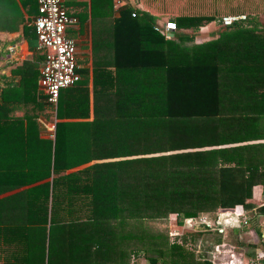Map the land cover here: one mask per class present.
<instances>
[{
	"label": "trees",
	"instance_id": "trees-1",
	"mask_svg": "<svg viewBox=\"0 0 264 264\" xmlns=\"http://www.w3.org/2000/svg\"><path fill=\"white\" fill-rule=\"evenodd\" d=\"M164 8L176 25L171 36L148 13L131 16L127 4L117 17L99 16L91 6L92 21L111 23L105 43L91 45L94 52L107 49L103 60L91 63L92 118L85 120L87 89L74 86L84 72L77 68L78 81L49 105L55 120L44 152L20 158L15 140L0 142V264H43L45 255L47 264H67V248L79 247L74 259L107 264L113 252L105 240L113 228L104 224L168 213L186 230L169 244L161 234L150 235L160 248L151 264H220L196 259L185 244L224 226L220 210L251 207L252 187L264 186V26L243 25L264 13V0H168ZM19 13L3 16L9 24L23 21V34H33ZM241 13L243 22L196 42L201 25ZM42 56L32 53L16 66L20 100L33 92L28 87L35 90ZM44 100L35 105L41 113ZM1 121L0 141L7 133ZM248 228L258 238L241 241ZM231 236L246 258L264 251V202ZM135 238L129 232L119 237ZM222 241L216 237L209 251ZM130 252L120 251L116 264L129 262Z\"/></svg>",
	"mask_w": 264,
	"mask_h": 264
},
{
	"label": "crops",
	"instance_id": "crops-1",
	"mask_svg": "<svg viewBox=\"0 0 264 264\" xmlns=\"http://www.w3.org/2000/svg\"><path fill=\"white\" fill-rule=\"evenodd\" d=\"M163 1L166 4L168 2V0H122L120 7L127 4L131 6L135 12L138 10L140 13H148L150 16L154 17V23H156L157 27L161 28L163 21L169 19V15H171L165 10L164 7L166 4L163 3ZM62 3L66 10L77 19V24L74 27L67 28L66 35L72 37L76 42L77 68L83 69L84 72L79 73L81 80L75 83L74 86H77L81 90L86 88L88 91L87 103L89 116L85 120H90L92 118L91 85L93 76L91 63L94 60H103L105 51H107L105 47H97L94 52V50L92 51L91 49V45L92 41L95 45H103L109 38L107 30L111 27V23L108 22L109 20L107 18H99L92 21L89 15L91 12L90 8L94 6L95 13L99 14V16L105 15L108 12H111L112 17H117L119 14L117 15V12L114 10V0H62ZM36 6L37 0H0V93L5 97V101L0 104V116L4 120L1 121V123L7 124L4 125V128H7V133L1 137L0 142L15 140L17 145L15 150L20 152L17 155V157L20 158H23L25 153L27 157H29V155L30 157H34L35 152L45 151L44 141L53 137V123L55 120V112L49 108L50 104L46 99L44 100L45 97L43 98L39 90L38 77L35 90L33 87L27 88L29 92L33 91L28 100H20L24 88L18 85L20 71L17 70L16 66L32 53L36 54V52H39L43 53L44 56V50L38 47V43L37 46L30 48L27 41H25L28 37H36L32 25V18L36 13ZM18 10L20 13L17 12ZM8 12L16 15L22 13V17L25 19L24 21H27L26 24H30L33 28V34H23V21L16 25L15 23H7L3 15H7ZM258 16L264 18V13H259ZM28 20L30 21L28 22ZM212 24H215V21L206 23L200 27L210 28ZM243 25L249 27L256 26L257 29H261L264 26V22L259 23L258 21H251V23H244ZM217 26L222 27L224 25L219 23ZM8 28H14V30L7 31ZM169 33L170 32H168L167 35L171 36ZM211 33L213 36L209 38L213 39L216 37L217 30L212 31V29H210L209 32H206L207 35ZM200 41L203 42L207 40ZM43 56L39 62L38 76ZM41 99L48 103L44 106L45 110H43L42 113L38 110L37 106H35ZM24 101L26 102L24 103ZM53 107H55V105ZM26 114L27 116H25ZM15 119L18 121H15ZM66 120L80 121L81 119L67 118ZM35 130L37 133H35ZM26 131L28 133H26ZM24 143L27 144L25 145ZM2 152L4 151H1V153ZM39 156L40 155H37V157ZM260 187V184L252 187L251 197L248 199L251 207L243 209L246 218L253 216L255 207L264 201H262L261 198ZM230 210L231 209L220 210L218 220L223 221L222 217L225 216L224 213ZM230 221L233 220L230 219ZM239 253H243L244 255L243 251Z\"/></svg>",
	"mask_w": 264,
	"mask_h": 264
},
{
	"label": "built area",
	"instance_id": "built-area-1",
	"mask_svg": "<svg viewBox=\"0 0 264 264\" xmlns=\"http://www.w3.org/2000/svg\"><path fill=\"white\" fill-rule=\"evenodd\" d=\"M122 0H114V10L119 14ZM136 1V0H130ZM131 16L135 11L131 10ZM244 14H227L219 18V23L224 26L236 22H243ZM77 24V19L63 6L62 0H37V13L32 20L38 47L44 50L43 60L39 70L38 86L41 94L52 106L56 104L60 89L68 87L78 81L76 72V42L66 35L67 28ZM167 35L176 29L172 20H165L159 28ZM51 136V135H50ZM225 220L245 223L246 215L243 209L235 207L225 214ZM239 220V221H238ZM219 229L218 231H221ZM216 244L209 251L212 257L217 256ZM239 254V255H237ZM229 258L220 261V264H264V251L253 258H246L240 253L228 252ZM214 262V261H211ZM218 263V262H217Z\"/></svg>",
	"mask_w": 264,
	"mask_h": 264
},
{
	"label": "rangeland",
	"instance_id": "rangeland-1",
	"mask_svg": "<svg viewBox=\"0 0 264 264\" xmlns=\"http://www.w3.org/2000/svg\"><path fill=\"white\" fill-rule=\"evenodd\" d=\"M241 14H244V13H241ZM254 19L256 22L258 21L259 23L264 22V18L259 17L258 14L254 16ZM218 24L219 23L215 21V24H212L210 28H205V27L198 28L197 31L195 32V34L199 36L195 38L196 42L200 40L210 39L209 37L213 36V34L211 33L210 35L209 34L207 35L206 32H209L210 29H212V31L217 30L219 27L217 26ZM25 41H27L28 46L30 48L37 46L36 37H28L25 39ZM192 42L194 43L193 40ZM260 186H261L260 187L261 190L260 189L259 190L261 191V198L263 201L264 200V186L262 185ZM175 218H176L175 213H168L166 216L161 217V218H142V219L136 218L137 220H129V221L126 219V221H123L124 222L123 224H116L115 221H114L115 223L113 222V224H111V222L104 224L103 227L105 228L107 225L108 226L110 225L113 228V231L111 230L112 234H110L112 237L108 235L105 240L106 248L108 246L107 249L110 248L109 250H112V252L114 253L113 254L110 251L107 252V255H110V262H108L107 264H116L115 260L118 258V256L120 255V251L122 250L123 251H130V250L133 251V253L130 252L129 254H127L128 255L127 259L129 262H127L126 264H151L149 262V258L158 257L160 254L157 252V250L160 248L157 245L155 247L152 245L150 241V235H160L161 234L162 236H165V238L167 239L166 244H169L173 240H175V242H180V236L183 233V231H185L186 229L182 228V224L180 225L178 223H175ZM225 218H226L225 216L222 217L224 226L220 227V229H222L221 231H216L215 227L212 226L210 229L204 230L203 235H201L199 239L196 238L194 242H186L185 246L187 248L189 247V250L193 252L196 259L200 258L199 255H201L204 259L214 261L212 263H217V262L219 263L221 260L226 261L229 258L228 252H236V253L241 252L240 250H236V248L232 245L233 242L231 240L232 239L231 229L237 226L238 222H233L230 220L224 221ZM131 221H134L136 226H133L130 223ZM248 226H249V223L245 227H248ZM73 230L74 229H70V231L74 235L76 234V231H73ZM128 232L136 236L137 238H135L134 240L132 239L129 242L128 241L122 242L119 239L120 235L126 234ZM247 233L244 234L241 241H246L247 239H249L248 238L249 236L254 240L258 238L257 233L251 228H248ZM139 234L143 235L142 237L143 239H145V241L138 240ZM147 236L148 238H144ZM216 237H220V240H223V241L222 243H220L221 245L217 247V256L212 257L211 253L209 252V249H210L209 244L213 243ZM113 238L115 240H113ZM241 249H244V248H241ZM69 252L72 253V258H71V262L67 264H92L88 258L80 259L77 256L76 259H74L73 254L80 253L81 252L80 247L77 248V250L75 248L74 250L67 248V253ZM240 254L243 255V253H240ZM50 259H52V257ZM46 261L47 260H46V255H45L43 264H47ZM61 261H64V260H61ZM49 264H54V263L50 262ZM156 264H164V263L158 260Z\"/></svg>",
	"mask_w": 264,
	"mask_h": 264
},
{
	"label": "water",
	"instance_id": "water-1",
	"mask_svg": "<svg viewBox=\"0 0 264 264\" xmlns=\"http://www.w3.org/2000/svg\"><path fill=\"white\" fill-rule=\"evenodd\" d=\"M169 35H171V33H169Z\"/></svg>",
	"mask_w": 264,
	"mask_h": 264
},
{
	"label": "clouds",
	"instance_id": "clouds-1",
	"mask_svg": "<svg viewBox=\"0 0 264 264\" xmlns=\"http://www.w3.org/2000/svg\"><path fill=\"white\" fill-rule=\"evenodd\" d=\"M219 23V22H218Z\"/></svg>",
	"mask_w": 264,
	"mask_h": 264
}]
</instances>
